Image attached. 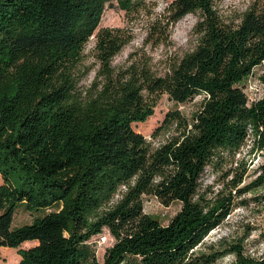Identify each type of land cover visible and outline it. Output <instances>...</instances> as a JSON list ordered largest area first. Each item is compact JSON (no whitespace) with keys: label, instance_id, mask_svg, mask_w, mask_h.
<instances>
[{"label":"trees","instance_id":"trees-1","mask_svg":"<svg viewBox=\"0 0 264 264\" xmlns=\"http://www.w3.org/2000/svg\"><path fill=\"white\" fill-rule=\"evenodd\" d=\"M112 1L0 0V248H17L19 264H264L242 241L201 248L238 198L264 183V162L243 184L249 163L236 158L249 139L264 157V69L260 97L250 101L242 86L264 64V0L233 18L216 0H173L145 43H171V27L190 13L197 42L164 71L144 49L114 64L133 37L112 27L95 34ZM117 2L127 12L146 5ZM93 35L96 68L83 85ZM163 94L204 99L192 119L170 111L161 127L170 134L154 143L133 124ZM209 168L219 187L204 186ZM144 195L181 208L162 224L145 212ZM22 205L33 219L15 225ZM105 227L115 242L101 263L89 240Z\"/></svg>","mask_w":264,"mask_h":264},{"label":"rangeland","instance_id":"rangeland-1","mask_svg":"<svg viewBox=\"0 0 264 264\" xmlns=\"http://www.w3.org/2000/svg\"><path fill=\"white\" fill-rule=\"evenodd\" d=\"M173 0H145L146 5L140 10L122 9L117 0L107 3L104 14L98 29L104 27L122 28L132 35V40L115 57L114 64H122L126 61L129 54L137 49H144L154 58L157 67L164 71L167 60L174 56L183 55L191 51L197 42L195 24L198 14L190 13L180 19L171 27V43L155 45L152 42L145 43L150 24L158 17L163 18L168 13L166 8ZM249 0H216V5L224 17L233 18L242 12ZM93 35L87 44L85 62L91 66L89 74L82 80L83 85H88L94 77L95 58L93 47L95 45ZM264 69V64L256 67L253 75L246 79L242 86L247 93L249 100H255L262 95V85L259 75ZM204 95H197L186 103H178L170 98L168 94H163L158 101L154 113L143 122L133 124L135 130L143 133L148 140L158 143L170 132L161 129L167 114L170 111L178 110L184 116L192 119L194 114L200 109ZM252 139L240 149L236 158H246L249 163L248 173L243 184H248L255 180L260 174L261 165L264 162L262 152H251L250 145ZM221 180L220 174L215 173L210 168L203 176V184H216L219 187ZM4 182L0 175V185ZM144 210L147 214L157 218L162 224H167L170 219L180 210L181 203L174 201L169 205H164L157 196L144 195ZM239 204L234 208L227 219L216 229L212 230L205 238L204 244L209 245L217 240L225 242L242 241L244 254L252 257L264 255V183L253 187L238 198ZM33 214L25 207L20 206L14 218V224L20 225L32 221ZM115 242L108 228L94 235L89 243L96 250V256L101 263L104 261L106 250ZM33 242H25L22 247L28 248ZM20 255L17 248L1 247L0 264H19ZM236 257L231 254L226 258V262H234Z\"/></svg>","mask_w":264,"mask_h":264}]
</instances>
